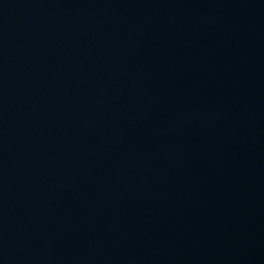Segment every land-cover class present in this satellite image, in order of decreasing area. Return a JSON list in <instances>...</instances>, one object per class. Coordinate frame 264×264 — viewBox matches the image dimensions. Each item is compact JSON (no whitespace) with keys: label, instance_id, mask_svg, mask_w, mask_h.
Returning a JSON list of instances; mask_svg holds the SVG:
<instances>
[{"label":"water","instance_id":"obj_1","mask_svg":"<svg viewBox=\"0 0 264 264\" xmlns=\"http://www.w3.org/2000/svg\"><path fill=\"white\" fill-rule=\"evenodd\" d=\"M0 264H264V0H0Z\"/></svg>","mask_w":264,"mask_h":264}]
</instances>
